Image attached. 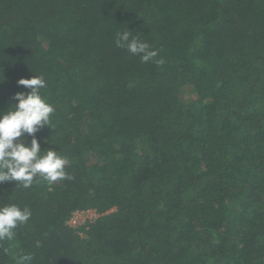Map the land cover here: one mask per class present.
Wrapping results in <instances>:
<instances>
[{
    "label": "trees",
    "instance_id": "trees-1",
    "mask_svg": "<svg viewBox=\"0 0 264 264\" xmlns=\"http://www.w3.org/2000/svg\"><path fill=\"white\" fill-rule=\"evenodd\" d=\"M34 76L73 179L0 184V264H264V0H0V112Z\"/></svg>",
    "mask_w": 264,
    "mask_h": 264
},
{
    "label": "clouds",
    "instance_id": "clouds-1",
    "mask_svg": "<svg viewBox=\"0 0 264 264\" xmlns=\"http://www.w3.org/2000/svg\"><path fill=\"white\" fill-rule=\"evenodd\" d=\"M115 44L131 55L139 56L145 63L158 55L148 43L141 41L138 36H131L128 30L117 33ZM155 63L161 66L165 61L159 59ZM17 85L30 91L16 93L12 99L17 103L6 112H0V184L18 182V186L29 188L36 178L49 184L73 179L64 170L68 164L67 158L54 150L42 151L41 142L35 135L51 125L50 115L54 112V108L41 95L40 90L46 87L43 76L21 78ZM25 135L31 137L30 142L22 139ZM31 215L28 207L21 209L15 204L0 207V241L14 240V229L26 223ZM36 247H40L39 241ZM13 258L16 264H31L33 256L14 255Z\"/></svg>",
    "mask_w": 264,
    "mask_h": 264
},
{
    "label": "rangeland",
    "instance_id": "rangeland-1",
    "mask_svg": "<svg viewBox=\"0 0 264 264\" xmlns=\"http://www.w3.org/2000/svg\"><path fill=\"white\" fill-rule=\"evenodd\" d=\"M94 215L91 213H87L85 215H75L73 220V226L72 227H78L79 225H83L86 220L93 219Z\"/></svg>",
    "mask_w": 264,
    "mask_h": 264
},
{
    "label": "built area",
    "instance_id": "built-area-1",
    "mask_svg": "<svg viewBox=\"0 0 264 264\" xmlns=\"http://www.w3.org/2000/svg\"><path fill=\"white\" fill-rule=\"evenodd\" d=\"M87 213H91L92 215H94V218L96 217L95 213L92 212V211H87V212H76V213H74V214L71 216V218H70L69 221H68V224H69L70 226H73V220H72V219L74 218L75 215H85V214H87Z\"/></svg>",
    "mask_w": 264,
    "mask_h": 264
}]
</instances>
